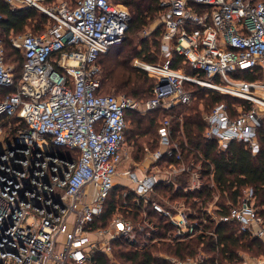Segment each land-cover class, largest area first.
I'll list each match as a JSON object with an SVG mask.
<instances>
[{"label": "built area", "instance_id": "1", "mask_svg": "<svg viewBox=\"0 0 264 264\" xmlns=\"http://www.w3.org/2000/svg\"><path fill=\"white\" fill-rule=\"evenodd\" d=\"M5 1L14 8L35 7L54 22L40 33L11 35L12 45L24 53L20 78L6 63L0 36V86L12 88L0 98V264H95V254L112 255V242L119 238L138 249L201 238L203 250L194 257L155 254L174 264H223L208 252L218 251L211 241L217 242L223 222L243 241L257 240L264 248L261 188L247 186L235 200L226 192L229 199L219 208L217 196L208 204L217 192L215 164L199 150L198 160L186 158L171 133V119L161 122L157 149L147 146L130 173L117 170L126 159L134 160L127 152L126 113L189 103L193 91L185 89L186 82L264 106L258 95L264 92V0H161L164 63L134 60L156 78L144 106L101 90L98 58L125 38L131 14L124 4ZM175 54L204 76L173 68ZM246 109L215 105L206 117L207 141L216 142L219 151L237 141L257 155L259 107ZM207 169L214 192L201 196ZM119 176H128L134 186L120 192L110 226L96 227ZM169 188L193 195L175 205L156 198ZM235 257L224 264H264V250L251 259L242 251Z\"/></svg>", "mask_w": 264, "mask_h": 264}, {"label": "trees", "instance_id": "2", "mask_svg": "<svg viewBox=\"0 0 264 264\" xmlns=\"http://www.w3.org/2000/svg\"><path fill=\"white\" fill-rule=\"evenodd\" d=\"M50 1L47 0L46 3H50ZM116 1L130 8L133 15L130 13L131 20L125 38L98 58L101 66V90L104 94H112L110 92L115 90L116 92L131 94L141 100H145L153 95L155 81L150 78L146 71L136 68L133 65V60L141 58L145 61L157 62L158 57L151 53L152 48L147 39L141 38L138 43L136 42L137 33L148 27L156 14L159 13L161 16V0ZM0 14L2 15L0 19V36L4 39L6 63L14 65L17 77L20 78L24 53L12 45L11 35L26 33L28 27H33L35 33H40L42 31H39V24L49 22L51 19L46 13L39 12L35 7L23 5L14 8L5 0H0ZM36 20H39V22L35 25L34 21ZM163 31L164 25L160 21V25L153 35L155 36L154 42L157 40L158 49L161 50ZM117 45L120 46L111 54V50ZM172 66L173 68L185 67L189 74L195 75L199 73L198 69L193 68L190 63L185 62L184 58L178 54L174 55ZM199 74L204 76V73ZM247 78L253 79L254 76H248ZM11 90L12 88L0 86V98H3ZM206 94L209 96L205 98L204 110L200 107L198 99H203ZM196 95L198 96L197 101L194 100L189 104L179 103L169 109H164L165 115L172 117L171 133L180 140L184 150H186V158L189 160V157H192L198 160L196 150H199L207 160L215 164L213 178L222 197H224V193L229 192L230 198L235 200L245 187L255 185L261 188V196L264 201V122L257 132L261 145L260 152L257 155H254L250 149L246 148L244 143L237 141H232L227 150L219 151L218 144L214 141L208 142L205 137L207 122L203 117V111H207L210 107L222 102L228 103L233 110L232 98H240L214 90H205V92H198ZM148 114H151V112ZM126 119L128 121L126 141L132 144V155L135 158L144 156L147 145L152 148L158 147L159 136H154V131L158 130L161 125L158 121V115L148 116L147 114L128 111ZM151 139L154 141H150ZM184 140L193 148L187 147ZM205 167L210 168L208 164ZM211 173L210 169L203 172V177L208 180V183L200 190L199 195L201 196H209L214 192V189H210ZM125 185L123 181H120L112 190L106 201L104 212L96 218V227L107 225L114 216V210L120 201V192L125 189ZM168 191L172 192V189L170 190L169 188ZM178 195L180 197H192L193 192L183 193L181 191ZM224 208L226 211V207ZM217 231L219 233L217 242L213 244V241H211V248L216 245L217 247L215 248H218V251L213 250V248L208 252L215 259L218 258L223 264L225 261L234 260L240 250L250 251L253 254L264 250L261 246L262 244L257 240L249 239L243 241L244 237L235 235L234 231L229 229L224 222L218 225ZM201 240V238H194L177 243L163 242L161 245L154 243L148 249H138L131 241L119 238L112 242V255L97 252L93 261L95 264H174L172 261L157 257L156 251H166L175 258L186 259L195 256L198 247L194 245V242L198 241V244H201ZM208 248L206 247V249ZM114 257H116V260Z\"/></svg>", "mask_w": 264, "mask_h": 264}, {"label": "rangeland", "instance_id": "3", "mask_svg": "<svg viewBox=\"0 0 264 264\" xmlns=\"http://www.w3.org/2000/svg\"><path fill=\"white\" fill-rule=\"evenodd\" d=\"M129 9V11H130V13L133 15V12L131 11V9L130 8H128ZM39 12H42L43 13V11H41V10H38ZM160 21H161V16H160V14L158 13V14H156L155 15V17H154V19L152 20V21H150V24H149V26L148 27H146L144 30H142V31H140V32H138L137 33V43L140 41V39L142 38V39H147L148 40V43H149V45H151V53H153V54H155L157 57H158V60H157V62H149V61H146V62H148V63H151V64H163L164 63V55H163V52H162V50L161 49H158V47H159V44L157 43V40L154 42V39H155V36L153 35L154 34V31L157 29V27L160 25ZM35 22V25L36 24H38V22H39V20L37 21H34ZM53 20L51 19L49 22H44V23H40L39 24V31H42L43 29H44V27L46 26V25H49V24H53ZM26 32H34V28L33 27H28L27 28V30H26ZM163 43H164V41L162 40V46H163ZM118 46H120V45H117V46H115V47H113V49L111 50V54L116 50V48L118 47ZM140 49H141V47H140ZM141 59V58H140ZM135 60V59H134ZM134 60H133V65H134ZM145 61V60H144ZM137 68V67H136ZM139 69V68H138ZM180 69H182V70H184L185 72H187L186 71V69H185V67H183V68H180ZM140 70H142V69H140ZM144 71H146V70H144ZM147 73H148V71H146ZM187 73H189V72H187ZM148 75H149V73H148ZM150 76V75H149ZM150 78H152L155 82H156V78L154 77V76H150ZM184 87H185V89H187V90H191V91H193V96H192V99H191V101L189 102V103H191L192 101H197V99H198V96L196 95V93H198V92H205V90H209V89H207V88H201L200 86H199V84H195V83H189V82H186L185 83V85H184ZM104 92H106L105 90H104ZM110 93H112V94H114V95H117V96H120V95H123V94H125V95H128L127 93H119V92H116L115 90H113V91H111ZM258 95L259 96H264V92H259L258 93ZM129 97H131V98H133V99H136L141 105H143L144 106V104H145V102L148 100V99H150V97H148L147 99H143V100H141V99H139L138 97H135V96H133V95H128ZM209 95L208 94H206L205 96H204V98L203 99H198V101H199V105H200V107L202 108V109H204L205 110V108H204V102H205V98H207ZM232 102V104L234 105V108L235 109H237L238 110V108L240 107V109L242 108V110H247L246 108H247V105H249V106H252V105H257L258 107H259V116H260V118H261V120H262V123L264 122V106L263 105H258L257 103H254V102H247V103H245V101L244 100H241V99H233L232 98V100H231ZM189 103H185V104H189ZM229 105V104H228ZM230 106V105H229ZM246 107V108H245ZM213 108L214 107H210L209 109H207V111H203V117H204V119L206 120V117L208 116V114L213 110ZM164 108H162V109H157V110H153V111H144V109L143 110H134L133 112H136V113H139V114H147L148 116L149 115H158V118H159V123L161 124V122H163L166 118H169V119H171L172 117L171 116H169V115H165V113H164ZM151 112V114H148V113H150ZM237 114V112L236 113H234L233 115H236ZM264 125V124H263ZM171 126H172V122H171ZM158 128V127H157ZM160 128V127H159ZM159 130V129H158ZM158 130H155L154 131V136L155 135H158L159 136V132H158ZM205 135H207V126H206V130H205ZM180 137V136H179ZM159 138V137H158ZM150 141H154L153 139H151ZM128 143H130V142H128ZM148 147L147 148H150V149H152V150H155V149H157L158 147H156V148H152L150 145H147ZM146 147V146H145ZM146 148V149H147ZM144 157V156H143ZM143 157H140V158H135V156H133V158H134V160H135V162H141V160L143 159ZM190 159L189 160H191V158L192 157H189ZM132 163H128V162H125V164H119L118 165V167H117V170L119 171V172H121V173H130L131 172V169H132ZM120 177H122V176H120ZM181 179L182 180H186L187 179V175L185 174V175H182V177H181ZM117 181H121V180H119V179H117ZM204 182L206 183V182H208V180L207 179H205L204 180ZM124 183L126 184V185H128V186H134V184L131 182V180L130 179H124ZM130 187V188H131ZM124 190V189H123ZM122 190V191H123ZM171 190V189H170ZM161 197H160V196ZM217 196V198L218 199H216V201H217V207L219 208V206L220 205H224V204H226L227 203V201H228V199H229V197L228 196H224V197H222V195H221V193L220 192H218V190H217V192H215L214 194H213V197L212 198H209L208 199V204L209 203H211L214 199H215V197ZM156 198H158V199H160L161 201H164V199H168L170 202H171V204L172 205H175V203L176 202H178V200H180V201H182L183 199V197H180V195H178V193H176V194H173L171 191H166V190H162V191H160V193H156ZM215 201V202H216ZM201 204V203H200ZM186 205L187 206H193L194 204H192L190 201H188L187 203H186ZM197 205V204H196ZM117 206V205H116ZM198 206V205H197ZM115 212V211H114ZM110 226V222L109 223H107V225H105V228H108ZM194 245L196 246V247H198V251H197V253L195 254V256L196 255H198V253L200 252V248H201V246H202V244H198V241L197 242H194ZM161 248H163V247H161ZM201 250H203L202 248H201ZM240 251H242L243 252V254H244V256H245V258H247V259H251L252 257H253V255H255L256 256V254H258V253H256V252H254V254L253 253H250V251H244V250H240ZM159 252H163L164 254H170V253H168V252H166V251H161V250H158V251H156V253H159ZM113 258V257H112ZM114 259L116 260V257H114ZM198 263V262H197Z\"/></svg>", "mask_w": 264, "mask_h": 264}, {"label": "crops", "instance_id": "4", "mask_svg": "<svg viewBox=\"0 0 264 264\" xmlns=\"http://www.w3.org/2000/svg\"><path fill=\"white\" fill-rule=\"evenodd\" d=\"M132 151H133V146H132V144H129V143H128V144H127V152H129V153L131 152V153H132ZM125 162H128L129 164L132 163V164H133V165H132V169L135 168V165H136V164H135V160H132V159H126L122 164H125ZM132 169H131V170H132ZM137 172L139 173V172H141V170L138 169ZM139 174H140V173H139ZM127 177H128V176H127ZM127 177H126V176H125V177H123V176L120 177V176H119L118 179L124 182V179H129V177H128V178H127Z\"/></svg>", "mask_w": 264, "mask_h": 264}]
</instances>
